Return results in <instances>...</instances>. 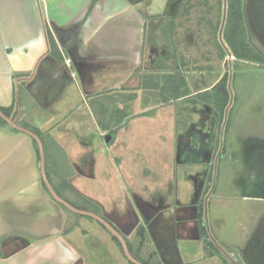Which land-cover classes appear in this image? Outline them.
<instances>
[{"label":"crops","instance_id":"obj_1","mask_svg":"<svg viewBox=\"0 0 264 264\" xmlns=\"http://www.w3.org/2000/svg\"><path fill=\"white\" fill-rule=\"evenodd\" d=\"M147 1L139 0L136 4L128 0H0V107L8 108L14 103L11 117L14 116L15 122L19 125L27 122L44 135V141L48 140L44 142V152L51 161V175L47 173L48 176L56 180L59 176L68 178L78 192L84 179L99 182L100 177L106 178V186L112 195L127 192L123 183L138 192L133 180L136 176L133 177L132 167L127 164L130 158L123 157L124 152L122 155L118 152L117 158L120 155L123 158H118L116 171H122L125 180L108 182V179L114 181V177L111 178L107 170L103 172L101 160L106 152L105 144L102 142L97 146L96 138L87 132L96 130L102 140L103 130L94 121L89 98H96L102 89H116L122 93L119 83L127 82L136 65L135 48L129 47L134 44L130 35L136 31L130 27L134 14L129 12L128 5L136 6ZM242 1L246 33L264 57V0ZM41 2L45 8L44 16L41 15ZM121 6L128 11L122 14L123 18L119 14ZM43 20L49 25L62 59H55L49 53ZM116 40L120 43H115ZM229 58L238 66L264 67V64L235 61L231 53ZM126 60H132L133 64ZM71 63L75 71L70 69ZM116 66L127 69L120 74L115 71L118 70L114 68ZM104 81L109 85H103ZM74 88L80 89L86 97L82 102L86 112L65 101ZM161 107L154 110H163ZM136 119H131L119 133L135 131L132 127ZM226 121L225 139L234 128L236 119L227 115ZM30 139L10 127H0V264H87L80 250L65 234L66 214L43 186L39 160ZM242 141L240 156L248 170L260 168L256 176L252 173L249 186L251 189L259 187L258 194L262 198L257 201L264 202V132ZM107 163L106 167L114 171L113 164L109 160ZM165 177L171 182V174ZM144 178L156 182L158 175L144 169ZM156 185L160 187L161 184ZM224 185L223 179L219 180V191L214 194L213 203L220 204L222 195L231 192L230 186ZM240 188L243 189L241 198L246 199L252 193L247 190L248 184ZM148 191L146 187L144 193ZM152 194L161 198L166 193L162 190ZM110 199L121 208L122 202ZM110 199L107 198L106 202ZM154 243L160 251L169 245L164 247L165 243L158 238ZM196 248L204 256L202 249ZM173 255L165 253L164 264L172 263Z\"/></svg>","mask_w":264,"mask_h":264},{"label":"rangeland","instance_id":"obj_2","mask_svg":"<svg viewBox=\"0 0 264 264\" xmlns=\"http://www.w3.org/2000/svg\"><path fill=\"white\" fill-rule=\"evenodd\" d=\"M173 1L149 0L136 6L128 5L129 12L134 14V19L130 27L134 28L133 31H136L133 35H130V39L134 44L129 45V47L133 49L134 46L135 48L133 57L136 58L135 68L138 73H136L137 77L129 82L119 83V87H124V94L121 93L119 95L116 89H102L96 98H89L91 113L99 129L101 128L99 123H103L102 116L96 113L98 107L100 108L99 104H104L108 109L107 112L113 115L112 110H116L118 105L121 107L124 104L122 99H124L123 96H126L127 93L130 96H135L134 100L129 102L125 101L128 105L129 112L135 114L142 113L133 121L134 126L132 128L135 131H130L132 132L131 134L119 133L117 136L118 141H115L111 149L105 145L106 152L102 155L104 158L102 157L101 160L102 165L104 164L103 172L107 170L111 173V178L112 176L114 177V181L108 179V182L118 183L125 180L122 171H116L118 158L121 159L124 156L126 158L129 157L130 159L127 164L132 167L130 169L134 172L133 177L136 176L133 180H135L136 186L138 187V192L132 191L131 188L128 189L123 183L124 188L126 190L128 189L127 192H124L123 195L122 193L112 195V192H110L111 189L106 186L105 177H100L98 179L99 182H94L90 178L84 179L82 181V187L79 190L80 194L91 196L98 201L108 197L115 198L114 200L118 199L119 202H122L120 208L122 210L127 205L125 194H129L127 196L129 199L134 196L141 201L143 198L146 201L152 198L155 200L152 202L153 204L167 203L170 205L171 200L169 196H161L162 199H160L158 194L152 193L162 190L167 193L170 187L171 189L175 187L174 118L178 116L180 121L183 120L181 122H184L189 112V110L183 108V103L170 102L164 104L161 102V97L158 93H150L141 88V77L150 74L160 76L158 70H151V68L144 69V66L147 64L146 57L149 38H153V42L158 47H164L172 54L174 52L173 49L176 50V48L179 53H183V58L187 60L185 65H189V67L185 68V71L187 72L186 76L189 78L188 84L191 92L197 90L196 86L193 87L194 82H196L195 85L200 84L199 88L202 89L203 87L214 85L223 74V59H221L219 48L227 49L225 47L223 33L227 20L228 0H183L179 7H176ZM40 9L41 15L44 16L45 8L43 2H41ZM126 11L127 9L124 6L119 8L120 18L124 17L122 14ZM166 12L174 14L173 19H167V29L157 23ZM46 27L50 30L49 25ZM116 37H119V35L116 34ZM114 42L120 43V40ZM227 54L228 56L230 55L228 51ZM127 62L133 64L132 60H128ZM237 66L236 64L231 65L228 86L229 105H231L228 117L230 118L231 115L233 120L236 119V123L234 124V128L227 134L226 139L227 142L229 141L232 144V149L236 153L234 155L235 157L240 156L242 151V139L248 136H254V134L260 133L261 131L262 133L264 132V67ZM198 67H200L204 76L198 74ZM114 68L118 69L115 71L117 73L118 71L119 73L121 72L120 74H123L122 70L127 69L122 66H116ZM173 72L174 69H171L170 73ZM201 80L204 82L202 85ZM102 84L109 85V82L104 81ZM79 90L78 88H74L73 91L70 90L69 98L65 101L74 103L75 107L78 106V109H81H79L81 112H86L85 104H82V102L86 101V97ZM118 100L119 103H117ZM167 105L168 107H166ZM160 106H162L161 108L163 110H152V108L154 109ZM20 124L31 127V124L27 122H20ZM87 134L93 135L96 138L97 146L102 144L103 141L98 137L96 130L90 129V132H87ZM118 152L121 155L124 152L123 157L120 155L121 157L119 156L117 158ZM231 152L233 153V151ZM45 157L46 170L51 175L49 168L51 163L50 156L48 153H45ZM240 157H238V162H235L234 159H229L222 163L218 179L220 181L223 179L225 184H228L231 188L229 194H233L231 196L226 191V194L222 195L224 196L223 200L220 199V204L213 203L214 198H212L209 203L207 215L206 225L212 237L219 243H223L229 249H234L237 246L244 247L245 239L242 235L243 226L247 224V218L248 221L256 215L264 218V202L242 199L240 194L243 192V189L240 187L245 184H248V192L255 191V189L250 188L249 179L252 173L256 176L260 172V168L257 166L251 171L248 170V166L242 157ZM108 160L113 164L114 171L106 167ZM144 169L155 172L158 175L157 181L155 180L156 182H154L151 179L144 178ZM171 173V182L169 180L166 181L167 178L165 175L168 177ZM115 175H118V179L116 180ZM101 180L103 181L102 183H100ZM54 181L58 182L55 179ZM177 181L178 188L182 190V195L185 196L190 187L188 181L182 177L181 173H179ZM155 183L161 184L160 187ZM146 187L149 191L145 194ZM61 209L66 214V228L69 229L68 226H70V231L67 232L68 237L80 250L87 264H131L122 252H120L116 243L110 239L109 234L96 221L87 217H80L63 208ZM215 220H220L219 225H216L217 221ZM83 230L87 232L83 234ZM178 232H181V230ZM189 239V241L185 239L174 240V247H168L160 251V256L164 260L165 253L170 252L175 254L172 256L173 260L170 264H220L216 259L207 258L208 255L205 259V255L203 256L202 252L197 251V245H192V238ZM131 240L132 247L139 253L138 260L143 263L153 264L148 260V254L154 252L153 243L146 240L139 247L138 238Z\"/></svg>","mask_w":264,"mask_h":264},{"label":"flooded vegetation","instance_id":"obj_3","mask_svg":"<svg viewBox=\"0 0 264 264\" xmlns=\"http://www.w3.org/2000/svg\"><path fill=\"white\" fill-rule=\"evenodd\" d=\"M128 1L137 4L139 0ZM182 2L183 0L173 1L176 7H179ZM173 15V13L166 12L157 23L167 29V19H173ZM152 39L153 38H149L146 57L147 64L144 66V69L151 68V70H158L161 79L164 78L165 82H167L169 76L174 75L181 81L185 80L189 87V78L186 76L187 72L185 71V68L189 67V65H185L187 60L183 58V53H179L176 48V50L173 49L174 52L172 54L166 48L158 47ZM75 41L76 40L73 41V44H75ZM224 43L227 49L219 48L221 59H223V74L219 80L214 85L203 87L202 89L199 88L200 84L195 85L196 82H194L195 84L193 87H197L196 91L170 101L174 103L181 102L184 105L183 108L189 110L184 122H181L183 120L180 121L178 116L174 118L175 187L174 189L170 187L165 194V196L170 197V205L167 203L153 204L152 202L155 200L152 198L147 201L144 199L141 201L136 196L129 199L127 197L129 194H125L127 205L124 210H122L118 208V203L112 202L110 199L112 197H108L111 201L106 202L107 198L98 201L91 196L80 194L71 186L68 178L59 176L56 184L54 179L50 177L48 179L56 194L65 202L75 209L89 212L100 219L98 221L88 216L73 213L80 217H87L96 221L104 231L109 234L110 239L116 243L123 255L121 244L112 231L123 237L129 252L137 260L139 253L132 247L131 239L138 238L139 247L144 244L146 240L153 243L154 252L148 254V260L153 264H164L159 253L160 250L154 243L157 238L165 243L164 247H166L167 244H169L167 247H174V240L185 239L189 241V238H192V245L195 244L202 249L205 259L208 255L207 258L216 259L220 264H264V218L256 215L254 216L255 218L251 217V219L246 222L247 224L243 226L242 235L245 239V245L244 247L237 246L234 249H229L223 243H219L215 240L206 225L209 203L219 189L218 177L222 163L229 159H234L235 162L238 160L234 156L236 154L231 152V145L228 144L225 139L227 115L231 109L229 100L224 107H219L214 98V89L218 85H220L221 89H229V70L232 63L227 51L231 54L232 52L225 40ZM235 61L241 60L235 57ZM70 69L75 71L73 63H71ZM171 69H174L173 73H170ZM197 71L199 75L202 74L204 76L200 67H198ZM136 73V68L133 67L131 73L127 77V82L135 79L137 77ZM151 75L152 74L143 76L141 80ZM203 83L204 82L201 80V85ZM181 89L183 90L184 86ZM120 91L124 94V87H121ZM205 93L208 94L207 97H212V99L207 101L205 100L206 98L202 99L199 97ZM120 94L121 92H119V95ZM126 95L130 96L129 93ZM117 103H119V100ZM126 105L127 103L122 104L121 107L118 105L116 110H112L114 113L113 115L106 113L105 116H102V122L109 126L108 129L103 130L102 135V141L108 147H111L115 143L122 127L134 117L142 114L130 113ZM123 110H126L127 113L122 119V122L119 123L121 111ZM152 110L154 109L152 108ZM221 110H224L225 113ZM179 173L182 174V177L185 178L190 185L185 196L182 195V190L178 188L177 179ZM64 181L68 186L63 185ZM258 188L249 196H246V199L251 201L261 200L262 196L258 194ZM242 199L245 198L242 197ZM56 204L64 210L69 211L62 205ZM68 227L69 229L65 232L67 236V232L70 231V226ZM179 230H181V232H178ZM82 232L84 234L87 231L83 230Z\"/></svg>","mask_w":264,"mask_h":264},{"label":"trees","instance_id":"obj_4","mask_svg":"<svg viewBox=\"0 0 264 264\" xmlns=\"http://www.w3.org/2000/svg\"><path fill=\"white\" fill-rule=\"evenodd\" d=\"M95 2L97 0H94ZM227 20H226V26L224 29L223 37L226 41L227 45L231 49L232 54L239 60L242 61H248L252 63H258L263 65L264 64V57L258 52V50L252 45L250 42L248 35L245 30L244 25V12H243V1L242 0H228V10H227ZM47 24L45 20H43V27L46 34L47 44L49 53L55 58V59H62V55L59 51V48L52 36L51 31L46 27ZM164 78L161 79L158 75H151L148 76V78L141 80L140 85L143 90L148 91L150 93H158L160 95V100L162 103H168L172 100H175L181 96L188 95L191 93V89L188 87L185 80L181 81L176 76H169L167 82H163ZM184 86V89L181 88ZM215 95L214 98L216 99V103L219 107H224L227 101L229 100V92L226 88H220V85H218L215 89ZM207 93L200 95V98H206L205 100H210L212 97H207ZM124 99L122 101L125 103V101H132L135 99V96H124ZM100 108L98 107L97 114L101 116H105L106 113H108V109L104 104H99ZM128 106V105H126ZM126 108V107H125ZM127 109V108H126ZM14 110V103L8 108L0 107V111L6 116L11 117ZM224 112V110H221ZM126 110L121 111V117L119 120V123L122 122V119L126 116ZM111 116V115H109ZM19 125V124H18ZM102 130H106L109 128L104 123H99ZM7 126L9 127L1 118H0V127ZM26 129H29L33 132H35L38 137L41 139L44 147V135L37 129L27 127L25 125H20ZM228 126V122H227ZM13 130V129H12ZM16 131V130H14ZM49 137V136H48ZM33 145L35 147L36 155L39 160V154L37 145L34 140ZM53 141V140H52ZM47 178L49 179V176L47 174ZM50 181V180H49ZM63 185L68 186L65 181L63 182ZM44 186V184H43ZM45 188V187H44ZM46 189V188H45ZM47 190V189H46ZM143 236V235H142ZM143 239V238H142ZM147 264V263H144Z\"/></svg>","mask_w":264,"mask_h":264},{"label":"water","instance_id":"obj_5","mask_svg":"<svg viewBox=\"0 0 264 264\" xmlns=\"http://www.w3.org/2000/svg\"><path fill=\"white\" fill-rule=\"evenodd\" d=\"M0 118L13 130H16L18 132H21L27 136H29L32 140L35 141L36 145H37V149H38V154H39V166H40V175H41V180L45 186V188L47 189L48 193L50 194V196L52 197V199L62 205L63 207L67 208L69 211L78 214V215H83V216H88L91 218H94L96 220H100L98 217H96L95 215L89 213V212H85V211H81L78 209L73 208L71 205H69L67 202H65L62 198H60L56 192L54 191L53 187L51 186V184L48 181L47 175H46V167H45V153H44V147H43V143L41 141V139L38 137V135L29 130L26 129L20 125H18L15 120H14V116L13 117H6L1 111H0ZM112 233L117 237V239L119 240L123 253L125 255V257L127 258V260L131 263V264H143L142 262L138 261L135 257H133L131 255V253L128 250L127 244L125 242V240L123 239L122 236L118 235L117 233H115L114 231H112Z\"/></svg>","mask_w":264,"mask_h":264},{"label":"built area","instance_id":"obj_6","mask_svg":"<svg viewBox=\"0 0 264 264\" xmlns=\"http://www.w3.org/2000/svg\"><path fill=\"white\" fill-rule=\"evenodd\" d=\"M67 62L69 63V60Z\"/></svg>","mask_w":264,"mask_h":264}]
</instances>
